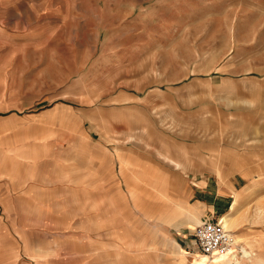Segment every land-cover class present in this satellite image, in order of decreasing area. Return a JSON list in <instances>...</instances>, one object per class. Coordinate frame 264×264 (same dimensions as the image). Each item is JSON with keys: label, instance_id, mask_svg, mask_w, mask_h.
<instances>
[{"label": "rangeland", "instance_id": "374dc122", "mask_svg": "<svg viewBox=\"0 0 264 264\" xmlns=\"http://www.w3.org/2000/svg\"><path fill=\"white\" fill-rule=\"evenodd\" d=\"M34 147L12 179L11 155ZM161 170L183 171L194 200L205 190L202 213L228 215L237 264H264V0H0V264H93L91 238L122 262L116 244L142 233L140 264H175L172 245L135 229L127 188L145 223L174 213ZM80 189L114 197L69 198ZM193 251L186 264H213Z\"/></svg>", "mask_w": 264, "mask_h": 264}, {"label": "crops", "instance_id": "0c3cea01", "mask_svg": "<svg viewBox=\"0 0 264 264\" xmlns=\"http://www.w3.org/2000/svg\"><path fill=\"white\" fill-rule=\"evenodd\" d=\"M39 154V149H37L36 147H34L32 149V152L30 154L25 153V151H15L12 155H11V159H10V169L8 170L9 175L12 177V179H20L21 177H23L22 172H21V165H23V163L27 162L28 159L30 158H36L37 155ZM117 159L119 160V165H120V169L122 174L125 176L126 179V164H127V159L124 158V156L120 153H117ZM176 167H180V166H176ZM27 174V173H25ZM24 174V175H25ZM141 175L136 174L134 176V179H138ZM172 177L173 180L176 183V187H175V196H176V205L179 206L177 208V210L172 213H154V217L155 220L153 223H145L144 220L146 218V213L144 210V206L143 204L139 201V198L141 197L139 191L137 192L136 190H134V188H132L129 184H127V188L129 189L130 195L133 198L134 204L137 207L136 211H137V218H138V222L135 223V229L137 231H145L147 228V226L151 227L150 230H153L156 232V241H158L161 245L163 244H170L172 245V250L170 251L172 253L173 258L175 259V264H186V259L187 261H191V258H188V255L193 256V249H195L192 246L191 243V236H190V231L192 230L193 225L192 226V220L194 219H202L204 216H207L205 213H202L204 210V207H208L209 206V200H207L205 198V190L201 189V193L197 196V198L194 200L193 199V195H194V191L193 188L188 184L186 178H185V173L181 170L178 171H173L170 174L167 173L165 170H161V178L160 180L156 181L157 182V189H159L160 191L163 189V186H166V180H168V177ZM95 179V178H93ZM89 182H96L95 180H89ZM207 182V181H206ZM237 183V182H235ZM234 184V182H233ZM45 191H41V194H43ZM64 193H68L71 194V191H64ZM72 196H70L69 198H89L91 200L95 199L96 197H101L99 196V194L104 193L105 194V198L107 199H111L114 197L113 192H97L94 190H81L78 192L73 191L72 192ZM220 193V192H218ZM81 194H84V196H79ZM79 196V197H78ZM225 197V196H224ZM116 198L119 199V206L120 208L123 209V216L128 217L130 216L129 211H127L128 209V205H129V196L123 192L117 189L116 191ZM97 199V198H96ZM220 199V198H219ZM92 202L90 203V205H92ZM110 205L114 204V201H110L109 202ZM196 206H195V205ZM81 205V204H80ZM37 206V207H36ZM36 206L34 207V212L37 215L43 214L42 212H44L45 210L41 209L39 204H36ZM181 206V208H180ZM199 207V211L197 210V208ZM77 208H81L80 206ZM75 208V209H77ZM41 209V213H39V210ZM185 209V212H184ZM76 212V211H75ZM147 212V211H146ZM149 213V212H147ZM187 213L189 214V217L187 215ZM95 215H92L91 213L87 214V213H83L80 214V216H84L83 219H79V222L76 225H81V224H87L88 222L91 223V221H96L97 217H96V212L93 213ZM148 215V214H147ZM83 220V221H82ZM188 224V225H187ZM192 226L191 229H187L189 232L188 233H181L180 231L184 228V226ZM81 229H86V227H80ZM129 224L128 223H123L122 227L120 228V230L122 231H126L129 230ZM106 230H111L110 228H106ZM113 230V229H112ZM127 236V235H125ZM125 236H123V239H121V244H116L117 246H121L123 253H121L122 256V262L121 259H118L117 255L115 254V256L113 255L114 253H110L108 252V249H103V247L105 246L106 248H108V246L106 244H103L104 242L106 243L107 241H102L103 243H100V245L98 244L99 241L92 239L89 240V242L87 244H84L83 247H87L84 250L85 251H89V253H91L90 255V262H92L93 264H126L129 262H131L132 264H140L141 262L145 261V255L142 254L143 253V246L145 247V234H138L136 235V238L133 239L132 241L127 237V239H125ZM82 237H85L84 235H82ZM189 237V238H188ZM189 242H188V240ZM137 242L136 244H134V242ZM111 246L114 247L113 244H110ZM130 245H135L137 247L136 250L132 251L133 254L130 256V251L129 249L127 250L128 247H130ZM183 251V252H182ZM118 253V252H117ZM119 255V254H118ZM186 255V256H185ZM186 257V258H185ZM127 260V261H125ZM80 261H84L83 257H81ZM86 262H88L86 260Z\"/></svg>", "mask_w": 264, "mask_h": 264}, {"label": "built area", "instance_id": "2783aa9c", "mask_svg": "<svg viewBox=\"0 0 264 264\" xmlns=\"http://www.w3.org/2000/svg\"><path fill=\"white\" fill-rule=\"evenodd\" d=\"M190 236L192 246L208 258L231 252L238 253L233 233L219 219L204 216L193 226Z\"/></svg>", "mask_w": 264, "mask_h": 264}, {"label": "bare ground", "instance_id": "6f19581e", "mask_svg": "<svg viewBox=\"0 0 264 264\" xmlns=\"http://www.w3.org/2000/svg\"><path fill=\"white\" fill-rule=\"evenodd\" d=\"M164 158L169 159L170 161L173 162L174 166H180V162L177 160L172 159L168 154H164ZM219 219L221 221V223L223 224V226L227 229V230H231V223L228 219V215L227 214H223L219 216ZM191 227V226H190ZM235 237V236H234ZM236 247V246H235ZM250 251L245 250V255L250 256L251 253H249ZM199 255V254H197ZM201 256V255H200ZM197 257V260H201L203 258V260H207L213 264H237L239 262L238 258L235 256V254L233 252H231L230 254H223V255H219V256H215L213 258H205V257ZM247 257V256H246ZM204 262V261H203ZM198 263V262H197ZM201 263V262H200ZM205 264V263H204ZM257 264V263H256ZM262 264V262H261Z\"/></svg>", "mask_w": 264, "mask_h": 264}]
</instances>
